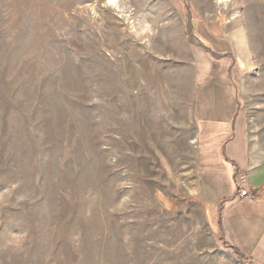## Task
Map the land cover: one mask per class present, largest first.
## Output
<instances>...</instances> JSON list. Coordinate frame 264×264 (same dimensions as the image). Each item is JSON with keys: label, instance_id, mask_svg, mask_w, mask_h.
<instances>
[{"label": "rangeland", "instance_id": "obj_1", "mask_svg": "<svg viewBox=\"0 0 264 264\" xmlns=\"http://www.w3.org/2000/svg\"><path fill=\"white\" fill-rule=\"evenodd\" d=\"M105 1L0 0V264H250L195 204L194 114L217 76L264 158V0Z\"/></svg>", "mask_w": 264, "mask_h": 264}, {"label": "crops", "instance_id": "obj_2", "mask_svg": "<svg viewBox=\"0 0 264 264\" xmlns=\"http://www.w3.org/2000/svg\"><path fill=\"white\" fill-rule=\"evenodd\" d=\"M210 75L195 97L197 192L204 223L250 264H264V158L250 145L233 90ZM202 98V99H201ZM201 99V100H200ZM204 102V104H203ZM240 188L254 194L241 197Z\"/></svg>", "mask_w": 264, "mask_h": 264}, {"label": "bare ground", "instance_id": "obj_3", "mask_svg": "<svg viewBox=\"0 0 264 264\" xmlns=\"http://www.w3.org/2000/svg\"><path fill=\"white\" fill-rule=\"evenodd\" d=\"M119 0H107L103 3L104 6H118ZM218 2H222V3H227V1L229 0H217ZM94 5H92L91 7V10L94 11V8H93Z\"/></svg>", "mask_w": 264, "mask_h": 264}, {"label": "built area", "instance_id": "obj_4", "mask_svg": "<svg viewBox=\"0 0 264 264\" xmlns=\"http://www.w3.org/2000/svg\"><path fill=\"white\" fill-rule=\"evenodd\" d=\"M238 194L241 197L246 196L247 198H254V194L252 192L248 191L247 189H244V188L239 187Z\"/></svg>", "mask_w": 264, "mask_h": 264}, {"label": "trees", "instance_id": "obj_5", "mask_svg": "<svg viewBox=\"0 0 264 264\" xmlns=\"http://www.w3.org/2000/svg\"><path fill=\"white\" fill-rule=\"evenodd\" d=\"M237 253V252H236Z\"/></svg>", "mask_w": 264, "mask_h": 264}]
</instances>
